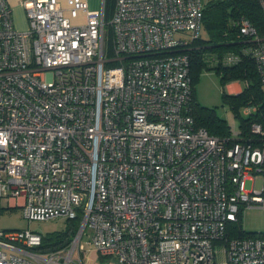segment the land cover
Instances as JSON below:
<instances>
[{
  "label": "built area",
  "instance_id": "1",
  "mask_svg": "<svg viewBox=\"0 0 264 264\" xmlns=\"http://www.w3.org/2000/svg\"><path fill=\"white\" fill-rule=\"evenodd\" d=\"M67 3L23 0L19 31L0 0V196L29 222L77 223L57 249L32 230L0 231V264H92L94 253L214 264L216 243L224 264H264L263 236L227 239L242 207L264 208V128L252 125L255 145L195 125L186 50L201 39L203 0H115L110 17L106 0ZM236 26L264 91V38L246 18Z\"/></svg>",
  "mask_w": 264,
  "mask_h": 264
},
{
  "label": "trees",
  "instance_id": "2",
  "mask_svg": "<svg viewBox=\"0 0 264 264\" xmlns=\"http://www.w3.org/2000/svg\"><path fill=\"white\" fill-rule=\"evenodd\" d=\"M109 3L112 4L111 10H113L115 0L106 1L108 17L112 13L109 12ZM242 18L248 19L256 28L258 35L264 38V10L259 0H215L205 6L203 25L207 28L210 39L208 41L199 39L186 50L191 59L195 103L193 116L197 128H204L210 135L221 139L231 138L232 131L227 121L220 118L214 108L201 107L196 101L195 87L199 73L205 69L215 70L220 76L223 99L230 105L238 119L240 139L253 141L258 145V139L251 133V127L253 124H260L264 128V91L255 61L243 54L242 49L246 43L238 39L239 29L236 23ZM227 53L240 54V62L234 66L210 65L212 59L221 58ZM231 82L244 83L242 93L227 94L225 87ZM247 106L255 107L256 111L245 119L239 115V110ZM259 235L264 237V234L246 232L243 229L242 214L239 223H231L227 226L229 240L254 238ZM69 241L70 232L53 234L44 239V248L57 249Z\"/></svg>",
  "mask_w": 264,
  "mask_h": 264
},
{
  "label": "rangeland",
  "instance_id": "3",
  "mask_svg": "<svg viewBox=\"0 0 264 264\" xmlns=\"http://www.w3.org/2000/svg\"><path fill=\"white\" fill-rule=\"evenodd\" d=\"M215 0H203L206 6L210 2ZM109 12L112 10V4L109 3ZM28 28V25H27ZM27 30V29H26ZM25 30V31H26ZM109 26L106 27V40L108 38ZM201 39L208 41L210 36L207 28L203 25L201 30ZM196 101L201 107L214 108L217 114L223 120H226L231 127L233 133L239 131V122L236 115L232 111L230 105L223 99V90L220 81V76L215 70H203L199 73L196 87H195ZM253 106L242 107L239 110V115L242 118H248V111L252 110ZM259 177L264 179V174H260ZM253 182L248 181L246 183V189L251 190ZM242 227L246 232L264 234V208H246L242 207ZM2 225L5 226V230L19 231V230H32L39 233L44 237L52 236L57 233H66L67 229L74 224L64 218L53 219L44 222H29L23 213L22 209H16L12 212L5 211L2 216ZM91 260L98 264H113L110 260H104L99 254L94 253L91 256Z\"/></svg>",
  "mask_w": 264,
  "mask_h": 264
},
{
  "label": "crops",
  "instance_id": "4",
  "mask_svg": "<svg viewBox=\"0 0 264 264\" xmlns=\"http://www.w3.org/2000/svg\"><path fill=\"white\" fill-rule=\"evenodd\" d=\"M23 0H7L8 4L12 8L13 11V20L15 28L19 31H25L28 25L27 15L25 10L23 9L21 3ZM89 6V9L91 11H99L102 7L103 0H85ZM107 1V0H106ZM111 0H109L110 2ZM63 8H68L67 0H59ZM72 23L74 25H85L86 24V16L84 13H80L79 16L76 19H72ZM244 89V83L241 82H231L226 85L225 90L227 94L229 95H238L242 93ZM197 98V97H196ZM239 132V131H238ZM22 202L16 201V200H10L7 198H1L0 196V231L2 232H8L10 230H5V226L2 225V216L5 213V211L8 210V212H12L16 209H22L20 206ZM224 244L223 243H216L215 244V260L214 264H224L226 257L224 253ZM103 258V257H102ZM104 260H107L109 258H103ZM110 263L113 262V264H118L114 260L109 259ZM108 263V262H107ZM106 263V264H107ZM92 264H98L93 261Z\"/></svg>",
  "mask_w": 264,
  "mask_h": 264
}]
</instances>
